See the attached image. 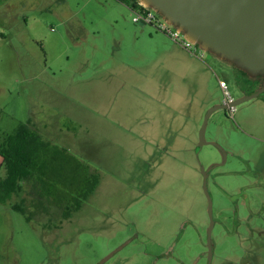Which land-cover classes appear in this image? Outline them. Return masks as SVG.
<instances>
[{"label":"rangeland","instance_id":"rangeland-1","mask_svg":"<svg viewBox=\"0 0 264 264\" xmlns=\"http://www.w3.org/2000/svg\"><path fill=\"white\" fill-rule=\"evenodd\" d=\"M132 16L119 0L0 5V145L30 121L98 178L67 219L0 202V264H96L127 240L104 264H264V93L212 111L218 146L199 145L219 80L237 98L256 75L206 51L182 72L176 42Z\"/></svg>","mask_w":264,"mask_h":264},{"label":"water","instance_id":"water-1","mask_svg":"<svg viewBox=\"0 0 264 264\" xmlns=\"http://www.w3.org/2000/svg\"><path fill=\"white\" fill-rule=\"evenodd\" d=\"M155 10L170 25L179 30L184 38L227 59L252 74L264 73V0H138ZM264 92V86L225 103L212 105L207 111L199 130V145L204 138L205 124L212 111L227 109ZM202 169L203 191L208 202L209 226L207 253L211 256L210 234L213 227L212 200L207 191L206 175ZM124 244L117 247L119 250Z\"/></svg>","mask_w":264,"mask_h":264},{"label":"trees","instance_id":"trees-1","mask_svg":"<svg viewBox=\"0 0 264 264\" xmlns=\"http://www.w3.org/2000/svg\"><path fill=\"white\" fill-rule=\"evenodd\" d=\"M5 1L0 0V5ZM119 1L132 9L138 0ZM252 82L257 86V81ZM0 157V166L4 168V175L0 176V202L16 195L18 200L12 207L23 213L27 221L36 212H45L49 205L60 207L63 218H69L71 210L80 207L98 181L97 175L89 176L85 163L63 146L43 138L30 121L19 124L5 137ZM27 200L34 210L28 211Z\"/></svg>","mask_w":264,"mask_h":264},{"label":"built area","instance_id":"built-area-1","mask_svg":"<svg viewBox=\"0 0 264 264\" xmlns=\"http://www.w3.org/2000/svg\"><path fill=\"white\" fill-rule=\"evenodd\" d=\"M131 9V8H130ZM134 22H140L143 24H150L156 30H160L166 35L170 36L173 41L183 47L186 51L194 56H203V51L197 44L190 42L184 38L183 34L177 30L174 26L168 24L155 10L144 6L139 1L135 8L131 9ZM220 87L223 92L224 102L228 103L234 98L230 95L228 90V84L224 80H219ZM230 111L234 110V106L229 107Z\"/></svg>","mask_w":264,"mask_h":264},{"label":"crops","instance_id":"crops-1","mask_svg":"<svg viewBox=\"0 0 264 264\" xmlns=\"http://www.w3.org/2000/svg\"><path fill=\"white\" fill-rule=\"evenodd\" d=\"M172 45H173V49L178 51L179 55L181 56V58H179V60L174 62V63H176V66H177L176 68H179L180 71H182V72L183 71L184 72H190L193 69L195 70L198 67V65L207 66L204 61L200 62L198 59H196L197 57H195L194 55L190 54L188 51H186L179 44L175 43V45L174 44H172ZM206 52H209L210 54H214V53H212L210 51H206ZM217 102H218L217 99H214V100H210L209 99L208 102L206 103V107L211 105V104L217 103ZM36 129H39V128L37 127Z\"/></svg>","mask_w":264,"mask_h":264},{"label":"flooded vegetation","instance_id":"flooded-vegetation-1","mask_svg":"<svg viewBox=\"0 0 264 264\" xmlns=\"http://www.w3.org/2000/svg\"><path fill=\"white\" fill-rule=\"evenodd\" d=\"M246 77H247V80H249V81H251V80L257 81V83H258V84H257V89L260 88V87H262V86H264V73L257 74V75L255 76V78H253V79H252L251 77H249V76H246ZM263 93H264V92H263ZM128 242H129V240L125 241L123 244L128 243ZM175 243H176V241L170 245L169 250L165 252L166 254H169L170 249L172 248L173 245H175ZM121 245H122V244H121ZM119 246H120V245H119ZM119 246H118V247H119ZM116 249H117V248H115L114 250L110 251V253H108V255H106V256H105L100 262H98V263H96V264H104V262H106L108 259H110L111 257H113V256L116 254V252L118 251V250H116ZM120 249H121V248H120ZM127 262L130 263L131 260L128 259ZM126 264H127V263H126Z\"/></svg>","mask_w":264,"mask_h":264}]
</instances>
